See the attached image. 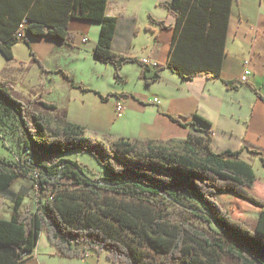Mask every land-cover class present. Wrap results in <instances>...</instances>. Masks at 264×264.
<instances>
[{
    "label": "trees",
    "instance_id": "trees-1",
    "mask_svg": "<svg viewBox=\"0 0 264 264\" xmlns=\"http://www.w3.org/2000/svg\"><path fill=\"white\" fill-rule=\"evenodd\" d=\"M107 3L0 0V52L12 59L20 40L30 45L27 34L72 46L69 23L81 19L100 23L93 56L114 66L118 82L125 80L120 71L127 63L141 66L139 76L146 84L157 82L163 68L187 81L197 76L222 80L233 0L166 2L176 18L174 34L167 63L158 64L151 77L145 75L146 63L112 50L117 19L107 15ZM10 88L0 77V107L16 120L25 150L36 158L17 163L0 156V197L12 202L10 219L0 218V250L16 251L18 264L34 251L42 233L57 255L70 259L94 250L106 251L112 264H264V198L254 194L257 176L241 158L243 149L214 150L210 121L195 114L185 123L168 115L190 129L186 139L106 141L88 135L85 126L67 119L65 109L42 98L36 103L44 113L31 110ZM95 93L104 102L120 95ZM71 152L92 155L105 176L89 177L76 161L63 158ZM19 178L32 179L38 189L34 211L23 209L25 192L12 190ZM227 193L258 209L254 229L216 200L217 194ZM174 205L215 229L187 217L171 219L168 210Z\"/></svg>",
    "mask_w": 264,
    "mask_h": 264
},
{
    "label": "crops",
    "instance_id": "crops-1",
    "mask_svg": "<svg viewBox=\"0 0 264 264\" xmlns=\"http://www.w3.org/2000/svg\"><path fill=\"white\" fill-rule=\"evenodd\" d=\"M169 1L171 0H108L107 15L117 19L112 50L115 53L133 56L140 61L165 65L173 39V26L176 23L175 16L164 5ZM160 21H164L170 27H161L158 24ZM69 31L75 39L72 46L68 47L52 38L27 35L26 39L30 45L20 40V43L13 47L14 57L19 50L17 47H20L18 44H25L30 50V62H37L32 55L33 52L46 71H60L63 69L60 56L66 55L60 50L68 47L72 50L68 51L70 56L97 67L99 62L95 60L93 50L99 38L100 23L72 19ZM89 42L91 45H88ZM132 64L134 65L125 64L121 73L128 81L130 75L126 71L130 69L135 77V87L139 84L137 88L116 91L115 93L120 95L110 97L106 102L96 94L94 109H84L85 111H80L82 115H71V118L69 113L73 114V110H67L63 106L59 108L68 111L69 121L85 126L88 135L106 141L120 137L131 140H183L189 135L190 129L174 122L168 115L179 116L183 122L191 123L193 115L198 114L212 124L210 130L213 134L212 145L216 152L243 149L242 159L259 157L262 162L264 0H233L222 64V80L197 76L187 81L171 70L163 68L160 71L161 78L157 82L146 84L139 76L141 66ZM105 65L109 66L106 70L112 75L114 66ZM247 66L251 73L247 82H241L240 77ZM155 70L149 64V71L145 75L151 77ZM225 82L230 83V86ZM98 87L97 84L87 86L88 89L96 91H99ZM40 90L42 89L33 90L29 96L30 100L40 97L49 103L57 104L46 100L47 92H39ZM17 97L22 98L20 94H17ZM155 98L160 103L154 102ZM119 101H124L125 105L120 116L116 112V104ZM83 119L87 121L84 122ZM121 123L123 130L116 136L111 135V126ZM198 126L202 127L201 124ZM12 190L15 192L13 186ZM4 200L10 203L11 213L12 202L7 198ZM41 237L34 251L20 264H46L47 255H57L51 244L50 250L41 252ZM17 258L16 251L0 250V264H18Z\"/></svg>",
    "mask_w": 264,
    "mask_h": 264
},
{
    "label": "rangeland",
    "instance_id": "rangeland-1",
    "mask_svg": "<svg viewBox=\"0 0 264 264\" xmlns=\"http://www.w3.org/2000/svg\"><path fill=\"white\" fill-rule=\"evenodd\" d=\"M92 34H90L91 37ZM95 36L96 33L94 32V37ZM18 45L20 46L17 47L19 50H17L15 57L12 59H6L0 52V77L3 81L12 84V88L9 90L13 95L17 97V94H20L22 98H17L29 103L30 109L36 112L44 113L42 108L36 103L40 97L34 100H30L29 98L31 92L35 89L41 88L42 90L39 92H47L48 97L45 96V99L51 102H56V106H63V108L67 110H73V114L69 113V117L71 118V115H82L80 114V111L83 112L85 111L84 109L95 108L96 105L94 104V99H96V90L88 89L87 86H90V84H97L99 86V91L97 92L103 96L113 95L116 91L120 90L137 88L139 85L138 84L137 87H135V77H133V73L130 72V69L126 71L130 75V80L126 81L125 79L122 82H118L114 77V73L111 75L109 74V71L106 70L109 66L99 63L98 66L95 67L85 60L77 57L73 58L69 55L68 51H72L68 48L69 46L60 50L66 53L65 57L60 56L63 63V69L53 72L46 71L42 62L37 58L38 61L35 59V61H37L36 63L32 61L30 62V50L27 45ZM88 45H91V42H89ZM126 65L131 66L134 64L127 63ZM141 85L144 84L141 83ZM80 87H84L88 90H84ZM122 102L124 103V101ZM83 120L84 122L87 121L86 119ZM121 130H123L122 123L120 125L114 124L110 128V134L116 136ZM101 134L103 133H100V135ZM0 156L6 160L17 163H23L26 160H30L32 163L36 162V158L32 157L24 148L23 135L19 130L18 123L9 112L4 111L3 107H0ZM63 158L76 161L91 178L97 179L105 176L103 167L89 153L71 152ZM243 160H246L252 165L257 176L254 194L260 198H264V166L262 165L261 160L259 157L245 158ZM13 188L16 193L23 191L27 195L24 200L23 209L34 211L37 205L38 189L34 186L33 180L19 178L14 183ZM216 200L229 214H233L235 217L242 219L250 230L254 229L258 217V209L255 206L239 200L232 193L217 194ZM9 205L10 203L5 201L3 197L0 198V218H10L11 213L9 212ZM168 211L170 218L173 220H180L187 217L200 227L209 230L215 229L211 224L203 222L201 219L192 216L176 205L171 206ZM40 247L41 252H46V250H50L52 247H50V243L45 233H43L41 237ZM85 255V257L74 259L61 257L59 255H47L45 257V263L112 264L107 259L106 251L97 253L94 250H91L87 251Z\"/></svg>",
    "mask_w": 264,
    "mask_h": 264
},
{
    "label": "built area",
    "instance_id": "built-area-1",
    "mask_svg": "<svg viewBox=\"0 0 264 264\" xmlns=\"http://www.w3.org/2000/svg\"><path fill=\"white\" fill-rule=\"evenodd\" d=\"M21 28L23 29L24 28V25H21ZM18 37L20 39H22L24 37V32L23 33H19ZM143 62L146 63L148 66H149V64H151L152 67H154V68H157V66H158V63H156V62H153V63H149L148 61H143ZM246 63L248 64V61ZM250 73H251V71L249 70V68L247 66L245 68L242 76L240 77V81L241 82H247L248 81V76H249ZM154 102L160 103V101L158 99H156V98L154 99ZM124 109H125L124 103L122 101H119L116 104V112H117V115L120 116L123 113Z\"/></svg>",
    "mask_w": 264,
    "mask_h": 264
},
{
    "label": "water",
    "instance_id": "water-1",
    "mask_svg": "<svg viewBox=\"0 0 264 264\" xmlns=\"http://www.w3.org/2000/svg\"><path fill=\"white\" fill-rule=\"evenodd\" d=\"M29 37H33V36H31L30 34H27Z\"/></svg>",
    "mask_w": 264,
    "mask_h": 264
}]
</instances>
